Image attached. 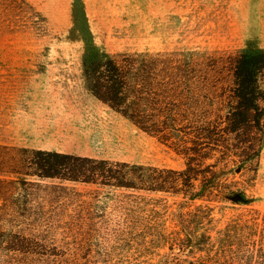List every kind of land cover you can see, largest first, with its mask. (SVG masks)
I'll list each match as a JSON object with an SVG mask.
<instances>
[{
    "label": "rangeland",
    "instance_id": "rangeland-1",
    "mask_svg": "<svg viewBox=\"0 0 264 264\" xmlns=\"http://www.w3.org/2000/svg\"><path fill=\"white\" fill-rule=\"evenodd\" d=\"M27 1L42 17L38 34L0 36L4 146L181 171L187 158L174 147L194 146L195 134L137 129L92 95L91 65L110 55L146 53L198 69L205 55L264 48V0ZM210 81L220 102L222 85ZM182 89L185 111L191 92L202 88L193 81ZM208 153L205 164H213L219 155ZM236 182L256 202H204L212 208L213 239L203 251L179 240V216L195 213L200 201L181 205L180 197L88 184H68L49 197L39 192L30 220L16 228L0 222V232L38 236L49 251L0 252V264H237L245 254L226 250L218 232L264 215V134L255 180L246 184L237 176Z\"/></svg>",
    "mask_w": 264,
    "mask_h": 264
},
{
    "label": "trees",
    "instance_id": "trees-1",
    "mask_svg": "<svg viewBox=\"0 0 264 264\" xmlns=\"http://www.w3.org/2000/svg\"><path fill=\"white\" fill-rule=\"evenodd\" d=\"M41 19L27 0H0V36L36 35ZM163 57L146 53L110 55L91 65L90 91L149 135L193 132L194 146L174 147L187 158L185 168L158 169L0 145L2 225H25L33 215L31 204L40 197L39 192L49 197L50 190H65L68 184L96 185L180 197L181 205L200 201L195 213L179 216L183 236L179 240L184 247L203 251L213 239L212 208L204 202L218 199L244 207L255 204V198L238 187L236 179L239 176L249 184L258 172L264 134V48L232 50L223 57L205 55L198 69L185 61L171 62ZM210 77L216 85H222L220 102L210 93L214 89ZM193 81L202 89L191 92L192 104L184 111L182 87ZM156 87H160V93ZM161 103L165 107L161 108ZM208 151L219 156L207 165ZM259 217L230 224L218 232L226 250L245 254L237 264H264V215ZM46 246L35 235L0 232V252L43 253L49 251Z\"/></svg>",
    "mask_w": 264,
    "mask_h": 264
}]
</instances>
